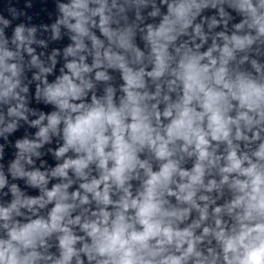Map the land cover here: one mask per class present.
<instances>
[{
	"label": "clouds",
	"instance_id": "9594fccd",
	"mask_svg": "<svg viewBox=\"0 0 264 264\" xmlns=\"http://www.w3.org/2000/svg\"><path fill=\"white\" fill-rule=\"evenodd\" d=\"M53 4L0 13V264H264V0Z\"/></svg>",
	"mask_w": 264,
	"mask_h": 264
}]
</instances>
